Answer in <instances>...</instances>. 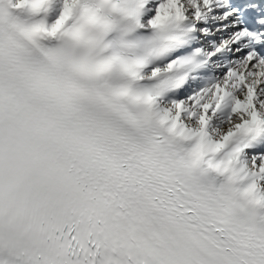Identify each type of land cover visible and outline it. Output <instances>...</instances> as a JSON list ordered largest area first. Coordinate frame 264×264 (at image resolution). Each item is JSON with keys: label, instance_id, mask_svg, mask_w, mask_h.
<instances>
[{"label": "snow or ice", "instance_id": "1", "mask_svg": "<svg viewBox=\"0 0 264 264\" xmlns=\"http://www.w3.org/2000/svg\"><path fill=\"white\" fill-rule=\"evenodd\" d=\"M0 264H264V0H0Z\"/></svg>", "mask_w": 264, "mask_h": 264}]
</instances>
